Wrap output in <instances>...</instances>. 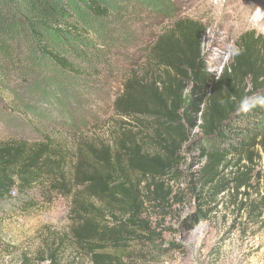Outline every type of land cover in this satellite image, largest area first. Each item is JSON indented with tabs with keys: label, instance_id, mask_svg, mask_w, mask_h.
<instances>
[{
	"label": "rangeland",
	"instance_id": "1",
	"mask_svg": "<svg viewBox=\"0 0 264 264\" xmlns=\"http://www.w3.org/2000/svg\"><path fill=\"white\" fill-rule=\"evenodd\" d=\"M98 1L108 9L107 17H95L79 3H69L90 37L68 41L54 37L56 48L74 71L40 53L27 35L28 72L21 80H12L9 91L0 99V142H34L42 134L52 133L78 149L102 140L116 145L115 135L126 132L133 133L135 142L144 139V148L152 151L154 117L122 118L115 103L132 78L139 81L137 93L141 91L147 103L146 88L163 79L165 71L170 72L161 60L149 61V56L161 37L173 30L174 23L185 18L202 25L203 72L215 77L231 62L230 47L235 49L243 33L264 35V20L252 21L260 4L255 3L250 10V0ZM212 91L208 88L205 96L195 91L194 96L201 97L197 109L185 111L197 126H185L188 141L181 151V163L175 166L180 177L163 182L164 200L156 197L148 201L143 188L146 178L131 173L140 191L139 199L144 202L143 217L157 231H165L166 246L178 247L155 258L137 257L134 264H264L262 149H255L251 159L230 158L218 170L215 183L195 186L207 162L205 148L209 141L201 126L209 116ZM219 104L226 106L224 100ZM194 189L213 199L212 214L200 222L195 221L198 203ZM15 204L0 203V264H45L43 252L69 229L68 202L58 197L51 204L42 201L29 210ZM65 258L74 259L69 253ZM80 264L87 263L80 259Z\"/></svg>",
	"mask_w": 264,
	"mask_h": 264
},
{
	"label": "trees",
	"instance_id": "2",
	"mask_svg": "<svg viewBox=\"0 0 264 264\" xmlns=\"http://www.w3.org/2000/svg\"><path fill=\"white\" fill-rule=\"evenodd\" d=\"M70 1L95 17L109 14L98 0H0V99L12 80H21L28 72V34L40 53L74 71L56 48L54 37L68 41L91 35L70 8ZM204 32L199 22L178 19L151 50L149 61L161 60L170 72L146 88L147 103L141 91L137 93L139 81L134 78L125 83L116 100V112L122 118L154 117L152 151L144 148V139L135 142L133 133L126 132L115 135L116 145L102 140L78 149L52 133L34 142H0V203L15 202L29 210L58 197L68 202L69 229L43 252L45 264H80V259L87 264H134L137 257L155 258L178 248L166 246L165 231H157L143 217L144 202L131 173L146 178L143 188L148 201L164 200L163 182L180 177L175 166L181 163L188 141L185 126H197L185 112L197 109L201 97L194 96L195 91L205 96L208 88L213 90L209 116L201 126L209 141L207 162L195 186L215 183L218 170L232 157L251 159L258 148L264 153V107L244 114L235 110L243 96L264 94V35L243 33L235 47L239 54L215 77L203 72L200 45ZM242 82L246 84L240 87ZM221 100L225 107L220 106ZM194 193L195 221L200 222L212 214L213 199L198 189ZM68 253L74 259L66 260Z\"/></svg>",
	"mask_w": 264,
	"mask_h": 264
},
{
	"label": "clouds",
	"instance_id": "3",
	"mask_svg": "<svg viewBox=\"0 0 264 264\" xmlns=\"http://www.w3.org/2000/svg\"><path fill=\"white\" fill-rule=\"evenodd\" d=\"M260 20H264V9L261 7H257L255 12L252 15V21L258 22ZM230 51H232L233 55L239 54V49H232L230 47ZM256 107H264V94H253V95H245L243 96L238 105L236 106L237 113H248L255 109Z\"/></svg>",
	"mask_w": 264,
	"mask_h": 264
},
{
	"label": "bare ground",
	"instance_id": "4",
	"mask_svg": "<svg viewBox=\"0 0 264 264\" xmlns=\"http://www.w3.org/2000/svg\"><path fill=\"white\" fill-rule=\"evenodd\" d=\"M217 1V3L220 1V0H216ZM255 3H259L260 4V7L262 8V9H264V0H250L249 1V4L248 5H250V10L253 8V6L255 5ZM240 11V10H239ZM244 12V11H243ZM244 14V13H243ZM245 15V14H244ZM249 18H250V16H249ZM264 22V21H263Z\"/></svg>",
	"mask_w": 264,
	"mask_h": 264
}]
</instances>
